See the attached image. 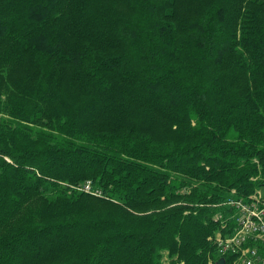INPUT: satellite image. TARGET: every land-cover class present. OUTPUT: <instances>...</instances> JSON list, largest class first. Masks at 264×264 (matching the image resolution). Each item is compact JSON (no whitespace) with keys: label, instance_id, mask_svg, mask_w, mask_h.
Wrapping results in <instances>:
<instances>
[{"label":"trees","instance_id":"obj_1","mask_svg":"<svg viewBox=\"0 0 264 264\" xmlns=\"http://www.w3.org/2000/svg\"><path fill=\"white\" fill-rule=\"evenodd\" d=\"M259 192L264 0H0V264H243Z\"/></svg>","mask_w":264,"mask_h":264},{"label":"built area","instance_id":"obj_2","mask_svg":"<svg viewBox=\"0 0 264 264\" xmlns=\"http://www.w3.org/2000/svg\"><path fill=\"white\" fill-rule=\"evenodd\" d=\"M82 189L93 194L89 183L82 186ZM260 198V197H259ZM236 209L235 231L229 236H218L217 245L220 254H236L243 264H255L263 260V256L258 253L256 245L251 247L247 242H260L264 247V201L256 200L245 203L241 200L229 199L227 201Z\"/></svg>","mask_w":264,"mask_h":264},{"label":"water","instance_id":"obj_3","mask_svg":"<svg viewBox=\"0 0 264 264\" xmlns=\"http://www.w3.org/2000/svg\"><path fill=\"white\" fill-rule=\"evenodd\" d=\"M224 263V258H220L218 259V261L216 262V264H223Z\"/></svg>","mask_w":264,"mask_h":264},{"label":"rangeland","instance_id":"obj_4","mask_svg":"<svg viewBox=\"0 0 264 264\" xmlns=\"http://www.w3.org/2000/svg\"><path fill=\"white\" fill-rule=\"evenodd\" d=\"M263 195H264L263 192L262 193L259 192L258 197H262Z\"/></svg>","mask_w":264,"mask_h":264}]
</instances>
